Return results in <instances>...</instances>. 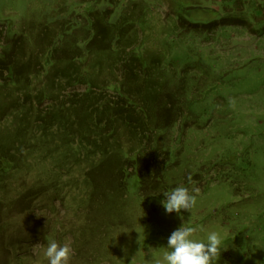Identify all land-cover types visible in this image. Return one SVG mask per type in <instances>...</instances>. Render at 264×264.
<instances>
[{
	"label": "trees",
	"instance_id": "trees-1",
	"mask_svg": "<svg viewBox=\"0 0 264 264\" xmlns=\"http://www.w3.org/2000/svg\"><path fill=\"white\" fill-rule=\"evenodd\" d=\"M165 7L157 45L152 19ZM32 14L26 28L7 19L0 44V187L24 174L22 215L80 191V207L100 197L112 208L100 188L117 185L124 198L132 177L134 191L154 192L145 199L163 196L183 152L171 133L205 123L221 132L214 98L228 73L218 72L262 62L234 55L264 41V0H40ZM208 164L220 178L225 161Z\"/></svg>",
	"mask_w": 264,
	"mask_h": 264
},
{
	"label": "rangeland",
	"instance_id": "rangeland-1",
	"mask_svg": "<svg viewBox=\"0 0 264 264\" xmlns=\"http://www.w3.org/2000/svg\"><path fill=\"white\" fill-rule=\"evenodd\" d=\"M23 2L28 4L23 10L0 6V44L4 41L7 19H14L18 29L26 28L25 22L40 6V0ZM21 12L26 17L20 18ZM165 14L166 7L159 9L152 19L157 45H162L159 40ZM251 51L262 58L261 63L254 62L233 72L223 66L218 72L220 77L228 73L223 80V95L214 98V109L221 106L224 111L220 115L224 122L218 123L221 132L215 124L212 128V124L205 123L197 131L187 129L184 138L177 129L171 133L178 145L182 141L178 148H183V152L165 173L166 192L178 186H185L190 192L198 190L191 213L182 210L168 214L161 203L166 197L145 199L154 192L146 191V185L141 191H134L132 177L124 198L113 191L117 185H110L105 191L100 188L101 195L112 194V208L109 200L100 197L94 208L95 201L89 210L87 205L80 207L83 191L74 195L65 188V201L45 200L39 202L35 213L22 215L20 212L30 199L24 200L20 195L24 174L19 172L10 189L0 187V219L4 221L0 224V264H48L44 256L48 241L63 245L66 239L73 250L70 264H132L133 257L135 264H151L153 255L162 256L167 250L164 248L170 234L189 220L203 228L196 235L198 240L206 242L207 234L213 231L220 234L222 252L214 264H264V41L255 39L234 56L247 58ZM194 53L190 54L192 60ZM214 158L225 161L217 179L216 173L207 175L205 171ZM29 175L35 177L34 173ZM195 175L200 177L198 183ZM211 177L214 181L210 183ZM139 193L144 199L138 198ZM36 244L41 247L34 250Z\"/></svg>",
	"mask_w": 264,
	"mask_h": 264
},
{
	"label": "clouds",
	"instance_id": "clouds-1",
	"mask_svg": "<svg viewBox=\"0 0 264 264\" xmlns=\"http://www.w3.org/2000/svg\"><path fill=\"white\" fill-rule=\"evenodd\" d=\"M234 104V100L229 101ZM191 182V177L188 178ZM166 199L162 205L168 214H179L182 210L192 212L197 203L198 190H190L185 186H178L163 194ZM39 217V216H38ZM202 226L193 225L191 220L175 229L167 238V249L162 256L153 255L151 264H214L221 255L222 238L218 232L207 234L206 242L196 239ZM41 244L33 246L34 250ZM151 249V248H150ZM70 242L66 239L63 245L55 240H49L44 251L48 264H70L72 256ZM132 264H135L133 257Z\"/></svg>",
	"mask_w": 264,
	"mask_h": 264
}]
</instances>
